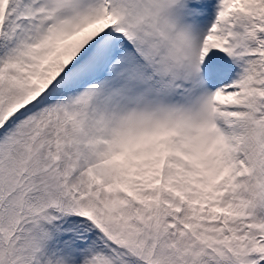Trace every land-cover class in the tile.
<instances>
[{
  "label": "snow or ice",
  "instance_id": "6c2138e0",
  "mask_svg": "<svg viewBox=\"0 0 264 264\" xmlns=\"http://www.w3.org/2000/svg\"><path fill=\"white\" fill-rule=\"evenodd\" d=\"M0 264H264V0H0Z\"/></svg>",
  "mask_w": 264,
  "mask_h": 264
}]
</instances>
